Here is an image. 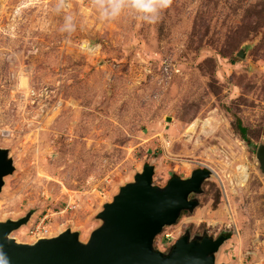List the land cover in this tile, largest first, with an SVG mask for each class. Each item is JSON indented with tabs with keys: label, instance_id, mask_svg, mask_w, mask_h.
<instances>
[{
	"label": "rangeland",
	"instance_id": "374dc122",
	"mask_svg": "<svg viewBox=\"0 0 264 264\" xmlns=\"http://www.w3.org/2000/svg\"><path fill=\"white\" fill-rule=\"evenodd\" d=\"M54 3L0 0V146L14 166L0 221L30 213L10 236L34 242L47 215L46 237L71 228L86 241L145 163L157 186L207 166L197 205L153 246L169 250L164 232L224 233L216 264H264V0H171L154 24L101 23L93 0H69L72 33ZM82 40L99 48L85 54Z\"/></svg>",
	"mask_w": 264,
	"mask_h": 264
},
{
	"label": "water",
	"instance_id": "95a60500",
	"mask_svg": "<svg viewBox=\"0 0 264 264\" xmlns=\"http://www.w3.org/2000/svg\"><path fill=\"white\" fill-rule=\"evenodd\" d=\"M259 168L264 173V143L256 149ZM14 169L7 147L0 146V189L3 177ZM154 167L145 163L141 171L119 187L111 201L96 216L101 220L86 241L79 232L66 228L34 242H18L10 233L29 220L30 213L17 219L0 221V247L10 264H216L215 252L229 236L207 233L190 236L184 231L167 252L153 246L154 237L165 225L173 224L181 210L197 205L191 193L201 191L210 176L207 166L198 167L187 177L172 175L164 186L152 184Z\"/></svg>",
	"mask_w": 264,
	"mask_h": 264
},
{
	"label": "clouds",
	"instance_id": "9594fccd",
	"mask_svg": "<svg viewBox=\"0 0 264 264\" xmlns=\"http://www.w3.org/2000/svg\"><path fill=\"white\" fill-rule=\"evenodd\" d=\"M93 3L101 23L130 17L147 24H154L170 6L171 0H93ZM69 7V0H55L52 11L57 15L63 14L64 21L58 29L59 32L72 33L76 30L74 16L67 11ZM79 48L85 54H93L99 45H94L89 40H82ZM0 264H10V258L2 247H0Z\"/></svg>",
	"mask_w": 264,
	"mask_h": 264
},
{
	"label": "built area",
	"instance_id": "2783aa9c",
	"mask_svg": "<svg viewBox=\"0 0 264 264\" xmlns=\"http://www.w3.org/2000/svg\"><path fill=\"white\" fill-rule=\"evenodd\" d=\"M0 135L1 136H9L10 135V131L6 130V129H2L0 131ZM63 211V209L61 210ZM47 215H43L39 221L35 224L36 226L32 229H30V234H32V236H35L36 238L38 237H43V236H47V232H48V228H49V221L50 219L46 217ZM170 233L164 232V236L168 238V244H171V239L169 237Z\"/></svg>",
	"mask_w": 264,
	"mask_h": 264
},
{
	"label": "trees",
	"instance_id": "16d2710c",
	"mask_svg": "<svg viewBox=\"0 0 264 264\" xmlns=\"http://www.w3.org/2000/svg\"><path fill=\"white\" fill-rule=\"evenodd\" d=\"M235 124H236V127L238 128V130H239V132H240L242 138H243L244 140L248 141V139H247V137H246V135H245L246 127L243 126V125L241 124V121H240L239 118H236Z\"/></svg>",
	"mask_w": 264,
	"mask_h": 264
},
{
	"label": "bare ground",
	"instance_id": "6f19581e",
	"mask_svg": "<svg viewBox=\"0 0 264 264\" xmlns=\"http://www.w3.org/2000/svg\"><path fill=\"white\" fill-rule=\"evenodd\" d=\"M196 122H197V120H196L195 122H193L191 125H194V123H196ZM2 129H4V128H1V130H2ZM238 167H240V166H238ZM36 239H37V238H36Z\"/></svg>",
	"mask_w": 264,
	"mask_h": 264
}]
</instances>
